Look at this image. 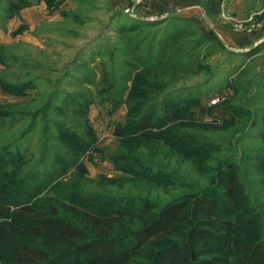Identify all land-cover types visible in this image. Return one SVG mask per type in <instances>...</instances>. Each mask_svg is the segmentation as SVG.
I'll use <instances>...</instances> for the list:
<instances>
[{"label": "rangeland", "instance_id": "rangeland-1", "mask_svg": "<svg viewBox=\"0 0 264 264\" xmlns=\"http://www.w3.org/2000/svg\"><path fill=\"white\" fill-rule=\"evenodd\" d=\"M12 1L0 0V186L109 214L217 196L212 178L233 163L264 236V0H193L201 23L183 14L190 0H15L8 16ZM138 19L148 24L128 38ZM193 26L182 52L195 72L151 78L171 93L180 136H138L131 122L160 96L140 89L136 57L150 45L151 61L157 38Z\"/></svg>", "mask_w": 264, "mask_h": 264}, {"label": "trees", "instance_id": "trees-1", "mask_svg": "<svg viewBox=\"0 0 264 264\" xmlns=\"http://www.w3.org/2000/svg\"><path fill=\"white\" fill-rule=\"evenodd\" d=\"M14 2H10L12 11L8 16L22 7ZM141 24L148 21L138 19L137 24L123 27L121 32L128 38L135 36ZM185 30L175 27L157 38L151 61L146 60L150 45L143 51L145 58L136 57L138 72L149 78L140 89L152 100L165 88L164 83L153 81V76L195 72L191 63L184 61L182 47L190 43L186 32L192 34L196 29L193 26ZM200 39L206 36L200 35ZM141 40L138 39V52ZM127 99L132 96L128 94ZM159 104L162 115L153 130ZM173 104L170 92L160 96L151 106L141 109L131 122L132 130L138 136L170 144L172 138L180 136L181 128L175 122L177 112L170 110ZM260 123L264 140V117ZM212 182L219 190L217 196L190 193L157 209L143 201L138 210L109 214H99L54 195L31 201L39 191L37 186L25 198H18L9 194V184L3 183L0 264H264L261 215L250 204L236 165L227 163L217 170Z\"/></svg>", "mask_w": 264, "mask_h": 264}, {"label": "crops", "instance_id": "crops-1", "mask_svg": "<svg viewBox=\"0 0 264 264\" xmlns=\"http://www.w3.org/2000/svg\"><path fill=\"white\" fill-rule=\"evenodd\" d=\"M166 1H172V0H166ZM165 2L162 4L164 5ZM170 2H166V5H169ZM215 12V9H214ZM183 14L185 15V18L188 20H191L193 22H199L201 23V20H206L205 14L203 13V9L200 6V4H197L193 0L188 1V4H184V10ZM206 19H205V18Z\"/></svg>", "mask_w": 264, "mask_h": 264}, {"label": "built area", "instance_id": "built-area-1", "mask_svg": "<svg viewBox=\"0 0 264 264\" xmlns=\"http://www.w3.org/2000/svg\"><path fill=\"white\" fill-rule=\"evenodd\" d=\"M211 100H212V99H211ZM214 102H215V101L212 100L210 103L214 104Z\"/></svg>", "mask_w": 264, "mask_h": 264}]
</instances>
